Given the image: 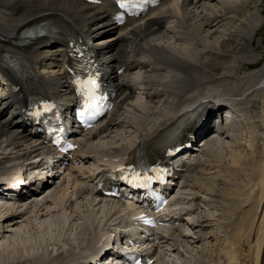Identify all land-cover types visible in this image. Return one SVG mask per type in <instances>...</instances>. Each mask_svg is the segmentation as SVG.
<instances>
[{"label":"bare ground","instance_id":"bare-ground-1","mask_svg":"<svg viewBox=\"0 0 264 264\" xmlns=\"http://www.w3.org/2000/svg\"><path fill=\"white\" fill-rule=\"evenodd\" d=\"M205 1H213L218 3L222 10H218V11H214L213 9L208 10V8L202 6L203 9L201 11V16L199 17L201 19L195 17L194 15H192V18H190L188 15H186L187 14L186 10L185 9L183 10V8L185 7L184 5L181 6V9H179L178 7H175V2H170L167 3L166 5L160 6V9H158V11L155 14L156 19L151 16L150 17L151 21H146L145 23L143 22L144 23L143 25L141 23L140 24L131 23L130 25L121 28L116 37L114 38L110 37L106 39L108 45L104 44L103 41H98V40L96 41L97 46H95L94 51L97 52L102 57V59L106 61V60H110L111 58L113 60H117V64H119L120 66L126 67V72L122 76H120L122 79L128 78V76H126L128 73L127 70H131L135 65L138 66L142 65L137 59L134 58V55L137 54L138 52L140 53V51L147 53V51L143 50L141 46V41H144V39H147V43H149L148 44L149 52L152 54L153 58H155L157 62H161L162 64H164V66L171 65L183 69V75L177 77L171 76L168 80H166V82L164 83L161 82L160 84L161 91L147 94V98L149 100L156 95H160V94L162 95L166 93L172 94L174 98V102H176V104L171 110L167 111L162 116L161 113L157 114V116L155 115V112L151 113L155 117L161 116L160 119L161 120L164 119V121L156 125L157 122L161 121L158 118L157 121L153 122V124L156 125L154 130L146 131L145 135L144 136L140 135L139 138H147L150 135H152L154 131H156L157 129H160L159 134L162 138L164 139L167 138L170 131H172L175 127H177V122L180 121V118L186 119L192 114V113H188L180 118H177L176 114L181 109H183L187 105L198 102L199 100L203 99L208 95L213 94L218 97L221 96L218 92H216V90L205 88V86L203 87V85H206L207 83L209 84L215 78L217 80L221 79L224 81L238 80L236 78L237 77L236 74H233L232 72L233 66L231 67L228 66V68L224 67L225 66L223 62L224 60L228 58L231 59L232 57H236V56L243 58V56H246L245 54L251 55L256 50L255 42L253 38L260 31L261 26H259L258 24H257L258 26H256V24L255 26H253V22H250L248 19L244 24L241 23L236 24L237 21L234 19L236 18L235 14L237 13L238 9H240L243 6H246L248 0H205ZM101 10H102L101 7L98 8V7L85 5L80 3L78 0H0V53L2 52L11 53L13 49L12 42L16 40L17 36L21 33L23 29H25L29 25H36L39 22L46 19H53L58 22L69 21L73 26L77 27V29L82 31L89 39H95L100 32L104 31L105 25H107V20L104 16V12ZM162 16L166 17L167 19L173 18V16H175L177 19L181 18V22L185 23V27H187V29L190 28L189 30L191 31L190 33L191 35L188 38L182 39L183 42L187 41L190 44L191 37L192 35H194L193 39H197L196 45L200 48L201 47L206 48L205 50L209 52L208 60L205 59L204 61L203 60L201 61L200 56L197 55L196 57L195 55L193 56V53L191 51L185 52V51L177 50L171 46H168V44L166 45H160V43L158 44V42L160 41L168 40V37H166L164 33L155 32V29L161 26V22L156 20L160 19ZM195 18H197V20ZM197 21L203 23L201 24L199 22L197 23L196 27H193L192 24L193 23L195 24ZM233 21H235V24L233 23ZM228 24L229 26L231 24L230 29L228 28ZM127 27H129V29ZM214 27L215 28L227 27L228 29L227 31L229 32V34H226L225 39L220 44L219 51L215 50L213 47H210L202 39V35L204 34L205 29L207 28L212 29ZM253 31L255 33V36H251L250 34V32ZM205 38L208 41L210 39V36L207 35ZM177 40L182 41L180 39ZM193 42L195 41L193 40ZM53 45H55V47L58 48L56 50L33 49V52L31 54L20 51L18 52V55H20L23 60L30 61L31 63H35V60L37 59L38 62L37 65H39L40 62H43L45 60L49 61L48 64L50 65L49 68L57 69L58 70L57 73L51 72V75L47 77L48 79L44 77L42 79L33 76L32 80L39 88L46 87V85H48L49 82L55 87V89L51 90L52 93L60 96L62 99H65L68 97V94L66 92L65 87L61 84L62 79L60 73L62 68L61 66L59 67L60 64L59 58L61 59L59 54H61L62 50L60 48L61 47L60 43L54 42ZM260 58L261 59H256L254 56V58L252 59L253 62L250 60L251 62H246L240 67L242 70L244 69L245 71L253 70L254 68H257L258 74L254 75L256 76L255 78L251 77L252 79L249 80L250 81L249 83H247L248 89L246 91L253 88L256 85L258 79L261 76H264V67H260V65H262V62L264 61V57L262 56ZM118 60H120L119 63ZM3 67L7 68L6 66ZM10 70H13V68H10ZM210 73L212 75H210ZM254 91L256 93V90ZM252 92L250 94H252ZM250 94L246 96V99L244 101V107L242 109V114H243L242 120L240 122H237L236 124L232 123L233 129L231 130V134H232L231 139L233 140L236 136H238L241 133V131L243 132L245 130H248L250 133V138L253 140L254 144L257 145V143H260L261 140L259 136L260 131L256 127V124H261L263 121L262 120V118L264 117L263 108H261L262 110L261 114H258L259 106L254 102L255 100H253L251 102L252 104L247 108ZM256 95H254V97H257ZM199 108L200 106L194 108L191 112H196ZM7 111H9V114L11 116L13 114H18V109L16 107V104L14 105L13 97H9L7 99H0V151H1L0 166L10 161L9 157L11 156H9L7 153L4 152L7 151L6 149L9 148L12 149L11 151L12 153H14L13 155L15 156L14 160H22V161H26L32 158L31 154L37 151L39 152L40 150L38 149V147L32 145L29 146L27 141L24 142L25 144H27L29 150L27 151L22 150L23 147L22 145L24 143L21 144V142L19 141L24 138H28V139L30 138L28 134L25 133L26 128L25 127L23 128V126H21L19 122H16L14 120V119H20L19 115H16V117L13 118V120L2 122L1 116ZM249 121L254 123L255 125L247 126V123ZM19 129H22V133L18 140L15 139L16 137H18L15 133ZM227 146L229 145L223 141L210 142L208 146V153H206L207 158L208 159L210 158L211 160L214 159L216 163H219L221 160H223L222 154L225 153L226 151H229ZM236 147L240 148L239 145ZM0 169L6 170L4 167H0ZM231 173L232 172L229 173V176H227V178L233 179L232 182L236 183V181H234V179H237L235 176L236 174H231ZM234 173H236V171ZM239 174L240 173H238V176ZM225 183L226 182H224V186H226V184L228 185V182L226 184ZM48 185L49 184L46 182V184H43L41 189H39L38 191L34 192L32 191V189H30L27 190V193L25 195L24 194L20 195L17 198L18 202L14 201V205L12 207L13 210L10 213L1 212V210L12 206V204L7 203L4 205V207L0 206V224L2 222L1 225L3 226L6 225V228H11V229L18 228L20 224V220L23 219V217H21L22 214L18 212L16 207L19 208V204L27 203L33 200L32 198H39V196H43V195L45 196V194L49 196L50 194L48 193L49 192L48 190H50L49 189L50 187H47ZM249 186H250L249 191L246 192V195L244 194L245 195V198H243L244 200L242 199L243 200L242 202L236 204V206L237 205L239 206L238 208H240V212L237 213L233 212L234 214L231 215V217L233 218L235 217L236 220L231 225L230 228L233 231L232 233L233 236H231L232 239L230 238V242L227 245V248L224 250L225 259L227 260L226 264H264V160L260 169L257 170L254 173V176L250 179ZM74 188L75 189L80 188L79 184L74 185ZM68 189L69 187L59 191L61 197L59 198L60 200L59 199L58 200L61 202L60 204H62L63 207L65 208L68 206L67 204H69L68 198H70L71 194H74L73 192H70L71 193L70 194ZM49 203H50L49 200H45L44 204H42V202L40 204V202L38 203L34 201L35 205L33 206L35 207V210L39 208V211H37L38 214H36V216H39V214L42 211L41 209L43 207L47 208L49 206ZM93 203L95 204V201L90 203V206H92ZM86 217H87L88 225L86 224L85 229L82 226H79L77 228V232L75 231V234H73V238L71 239V241H75L74 245H70L69 243L71 242L68 243L65 240V237L63 239L60 238V235L59 236L57 235L56 238L52 239L53 237H51L52 236L51 235L50 236L51 242L48 241L47 238H44L43 246L42 247L38 246L39 251L40 249L42 250L46 249L47 246H51V247L59 246L61 248L60 250H62L64 244V245L77 247L79 251L78 252L74 251L76 253H83V249H84L83 246L86 243L87 245L91 243L93 237L90 238V236L92 235L91 233H93L94 230L93 229L94 225H92L91 222L92 220L90 219L89 214ZM205 217L203 218L202 222L203 224L206 225V223L209 221V218L208 217L205 218ZM77 218H80V216H78ZM58 221L60 222L62 228H60V226H57L56 222ZM54 222H55V226H53L54 230L60 231L59 229H61V232L62 229L69 230L68 223H66L65 219L63 218L57 219V221L55 220ZM54 222L51 221V225H53ZM191 227L198 228V223L197 225L193 224ZM52 228L49 227V230H52ZM202 229H205V226ZM54 233L56 234L57 232L54 231ZM82 233L83 234L88 233L90 236L84 239ZM4 234H5V230L3 231L0 230V236H1L0 238H3ZM185 237L187 236H184V238ZM204 237L205 235L203 236L198 235L196 237V241L198 240L197 242L201 243V241H204ZM81 239L82 241L84 240L82 244L78 242ZM60 250H57V252H59ZM23 251L24 252L22 253V255L18 256L19 254L17 252H13V254H9L6 252L5 249H0V264H19V263L43 264L44 252L41 251L40 253H38L39 251L37 250L32 251L24 248ZM24 253H26V255H24ZM53 253L56 252H51V254ZM190 264H192L191 261Z\"/></svg>","mask_w":264,"mask_h":264},{"label":"rangeland","instance_id":"rangeland-1","mask_svg":"<svg viewBox=\"0 0 264 264\" xmlns=\"http://www.w3.org/2000/svg\"><path fill=\"white\" fill-rule=\"evenodd\" d=\"M215 3H209V7H211L215 11L222 10L221 7L219 6V4L216 3L217 4L216 5ZM199 14L201 15V12H199ZM235 15H236V18H234V19L237 21L236 24H239V23L244 24V23H246V20L248 19L250 22H253V26H255V24H256V26H258L259 24L263 25V26H261L260 31L256 34V36H255L254 31L250 32L251 36H255L254 38L252 37L254 42H255V47H256L255 48L256 50L254 53H252L251 55L245 54L246 56H243V58L236 56V57H232L231 59H228V61L225 60V63H224L225 66L224 67L228 68V66L229 67L233 66L232 72H233V74H236V76H237L236 78L238 79V76L241 77V73H242V69L240 67L244 63L251 62L252 59L254 58V56L256 59H261L260 58V57H262L261 55H264V17H263V15H264V0H250V1H248L246 6H243L240 9H238V11ZM199 19H201V18H199ZM199 22L200 21H197L195 24L193 23L192 24L193 27H196L197 23H199ZM200 23L202 24L203 22H200ZM233 23L235 24V21H233ZM230 27H231V24H230V26L228 24L229 29H230ZM227 30H228L227 27H222V28H215L214 27L212 29L207 28V29H205L204 34L202 35V39L210 47H213L215 50L219 51L220 44L225 39L226 34H229V32ZM213 32H214V34H213ZM207 35L210 36V39L208 41L205 38ZM108 38L109 37L103 38L101 41L106 42V39H108ZM193 38L194 37L192 35L190 41L193 44L191 42L189 44L187 41L183 42V40L178 41V42H174L175 40H173V39H169L166 41L165 40L160 41V42H158V44L159 43H160V45L168 44V46H171L177 50H181V51H185V52L191 51L193 53V56L195 55V57H196V55L202 56L199 54H202L205 51L207 52V50H205L206 48L198 47L196 45L197 39H193ZM193 40L195 42H193ZM191 45H193V46H191ZM207 53L209 55V52H207ZM202 57H204V56H202ZM250 57H252V58H250ZM208 58H209V56L207 58H204V59H201V57H200L201 61L202 60L204 61L205 59L208 60ZM262 67H264V66H262ZM57 71H56V73H57ZM248 71L250 72V70H247L245 72H248ZM140 73H141V71H139V70L135 72L136 75H140ZM168 74H169V76H168ZM256 74H258L257 71L252 74L253 76L250 75L249 80L252 79L251 76L255 78L256 76H254V75H256ZM210 75H212V74L210 73ZM171 76L177 77L179 75L168 72L164 76V81L162 83L166 82V80H168ZM216 80L217 79L215 78L212 81H216ZM217 81H224V80L219 79ZM228 82L229 83H235V82H238V80L225 82L229 85V87H226V91H225L226 93H230L231 89H232ZM249 82L250 81H247V83H249ZM247 83L241 87L237 86L238 88H236L235 90L232 89V91L244 93L248 89ZM210 89H213V88H210ZM263 94H264L263 89L262 90H256V93H255V91H253L252 94L249 95L250 97L248 99L247 108L252 104L251 102L253 100H255L254 102L259 106V113L258 114H261V112H262L261 108H263V116H264V95ZM254 95H256L257 97H254ZM137 96H140V95L137 94ZM245 99H246V97H245ZM139 101H142V97H140ZM162 102L159 103L156 108H160ZM170 103H171V101H169V104ZM157 114H160V113L155 112L156 116H157ZM158 117L154 116L155 121H156V118H158ZM262 120L263 121L261 124H256V127L260 131L259 132V136H260V140H261L260 143H257V145L254 144L253 140L250 138V133L248 130H245L243 132L241 131V133L238 136H236L233 140L230 138L229 141H226V144L229 145V146H227L229 151H226L225 153L222 154L223 160H221L219 163H216V161L214 159L211 160L209 158V160H210L209 163H211L212 168L220 167V166H222L221 164L232 163L233 166L236 167L235 169H233V171L231 173V174H236L235 176L237 179H234V181H236V183L232 182L233 179L227 178V176H229V175H225L226 177L223 175V176H220L218 179H215L213 181H210L208 178H205L203 180L206 184H209L210 186L214 185V183L217 181L218 182L221 181V183L219 184L220 187L215 188V189H211V188H208V186H203V188L201 190L196 189V191L200 192L199 194L203 198H205L208 201H211L208 204L205 203V205L207 204L205 212H206L207 217L209 218V221L207 222L208 224L206 223V225H204L205 229H203V230L205 233L203 232V230L200 232L202 236L205 235L204 241H201V243H198L197 242L198 240L196 241V237L199 234H196V235L194 234L195 237L193 236V238H192L193 242L189 243L188 241H186L187 247L190 248V249H187L186 252L188 253L187 256H189V254H190V258L186 257V256H182L181 257L182 258V260H181L182 264H190V261L192 264H198V263L203 264L205 262L213 263L211 261H214L217 258H222V260H217V261H220V262L223 261V263L225 262V264H226L227 260L225 259L224 250L227 248V245L230 242V238L232 239L231 236H233L232 235L233 231L230 228H231V225L234 223V221L230 224L229 228H225L224 225L220 226V222L225 221V219H226L225 217H227L226 216L227 212H228L229 217H231V215L234 214L232 212L233 211L232 210L233 204H234V208L235 207L237 208V212H240V208H238L239 206L238 205L236 206V204L237 203L239 204L240 202H242L244 200L243 198H245L246 192H248L250 189V186H249L250 185V179L254 176V173L257 170H259L261 165L263 164V160H264V135H263V137H261L260 134L263 132L264 117L262 118ZM153 122H154V120L152 121L151 124H153ZM245 123H247V122H245ZM253 125H255V124L250 122V121L247 123V126H253ZM231 137H232V134H231ZM130 138H131V135L129 133H119L118 135H116L114 133V134H112V139H109V142L101 141V142H98V144L101 147H106V148L114 147L119 142H126ZM238 145L240 146V148L236 147ZM22 146H23L22 150L27 151L26 150V149H28L27 144H25V145L23 144ZM6 150L7 151H4V152L7 153L9 156H11V157H9V160H12L11 158H12V156H14L13 155L14 153H12V151H11L12 149L9 148ZM10 152H11V155H10ZM0 154H1V151H0ZM213 161L215 163H213ZM218 169L212 170V171L209 169L200 171L199 175H197V177H196V180L202 178L204 176V174L209 175L210 173H212V175H209V176L213 177L214 172H215V174H218V172L220 170V169L219 170ZM235 171H236V173H234ZM238 173H240L239 176H238ZM223 181L226 183L228 182V185L225 183L226 186H224ZM233 183H234V186H233ZM229 186H230V188L231 187L232 188L230 189ZM187 189H189V188H187ZM50 196L51 195L48 196L45 194L44 197L39 196V198H36V200H34L35 199L34 198L33 200H31L32 202L29 201V202L24 203V204L21 203L22 205L18 203L19 208L16 207V209L18 210L19 213L22 214L21 217H23V219L20 220L21 225L19 224L18 228H16V229H11V228H6V225H4V226L1 225L2 224V222H1L0 230H2V231L5 230V234H4V237L2 236L3 238H0V249H5L6 252L9 254H13V252H17L19 254L18 256H20L24 252L23 248L29 249L32 251H36V250L39 251V247L43 246L44 238H47V240L51 242V240H50L51 237H53L52 239H54V238H56L57 235L58 236L60 235V238H63V239L65 237V240L68 243L71 242V243H69L70 245H74L75 241H71V239L73 238V234H75V231L77 232V228L79 226H82L81 225L82 221L77 218L76 214H78V216H80V217L81 216L84 217V216H87L89 214L90 218L92 217V215H94V217H92L93 222H95L96 225L99 223L100 218L102 216V211L104 210L103 207H101L99 212L97 213V215H95L93 213L94 209H91V211H89L90 203L87 202L88 204H86L82 201L77 200L76 204L82 203L81 206L78 207L77 212L71 211V210L63 207L62 204H60L61 203L59 201L60 200L59 198L61 197L60 193L58 195V198H56V194L54 195V197L51 196L52 202L54 201L53 202L54 207L53 206L50 207V203H49V206L47 207L48 209L46 207H43L41 209L42 211L39 214V216H36V214H38L37 211H39V208H37L35 210V207L33 206V205H35L34 201L38 202V203L40 202V204L42 202V204H44L45 200L50 201V199H49ZM55 201H57V202H55ZM57 204L60 206H58ZM229 205H230L231 209L228 208ZM12 210H13V208H12V206H10V207L4 208L3 210H1V212L10 213ZM48 212H50V213H48ZM74 212L76 214H74ZM237 212H235V213H237ZM5 214H3V215H5ZM61 218L66 220V223H68V226H69V230L68 229H66V230L62 229V232H61V229H59L60 231L54 230V227H53V226H55L54 221L55 220L57 221V219H61ZM218 220H220V221H218ZM51 221L54 222L53 225H51ZM56 223H57V226H60V228H62L59 221ZM68 226H67V228H68ZM49 227H51V228L53 227L52 230H49ZM93 227H95V226H93ZM36 229H38V230H36ZM94 230H93V233H95ZM191 230L194 231V230H196V228L191 227ZM54 231L57 233L55 234ZM93 233H91L92 234L91 236L88 233L87 234L82 233V235H83L84 239L87 238L88 236H90V238H91V237H93ZM187 237H189V236H187ZM68 239H70V240H68ZM81 241H82V239L78 242L80 244H82L84 242V240L82 242ZM31 247H32V249H31ZM63 248H62V250L68 249L72 252H74V251L78 252L79 251L77 247L64 245V244H63ZM60 249L61 248L59 246H54V247L47 246V248L44 250L40 249V251L38 253H40L42 251V252H44V256H49L51 254V252H57V250H60ZM32 251H30V252H32ZM24 255H26V253H24ZM220 255H222V257H219ZM176 256L177 255H175L174 258H176ZM177 260H179V258ZM214 263H215V261H214ZM22 264H26V263H22ZM171 264H173V262Z\"/></svg>","mask_w":264,"mask_h":264},{"label":"snow or ice","instance_id":"snow-or-ice-1","mask_svg":"<svg viewBox=\"0 0 264 264\" xmlns=\"http://www.w3.org/2000/svg\"><path fill=\"white\" fill-rule=\"evenodd\" d=\"M130 3V0H120V6L121 7H127ZM96 86L95 80L88 79L86 82H82V95L87 96V101L85 102V108L88 109V111H92L96 107L95 102V96L93 94V90ZM87 113L82 111L80 113L81 116L86 115ZM135 179H139L138 176L134 177Z\"/></svg>","mask_w":264,"mask_h":264}]
</instances>
